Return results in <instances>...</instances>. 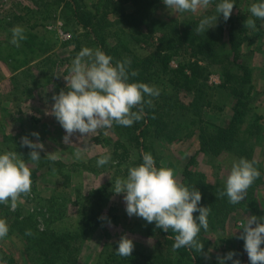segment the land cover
<instances>
[{
  "label": "rangeland",
  "instance_id": "obj_1",
  "mask_svg": "<svg viewBox=\"0 0 264 264\" xmlns=\"http://www.w3.org/2000/svg\"><path fill=\"white\" fill-rule=\"evenodd\" d=\"M64 1L0 0V154L12 151L15 146L19 147V151H27L28 147L21 146V138L27 136L35 141L36 137L31 133H39V141L45 146L39 162H32L22 154L32 170L33 183L31 193L21 195L18 199L17 208L24 215H32L37 231L50 229L54 240L59 235L64 236L60 239L62 243L59 249L63 259L58 264H103L105 255L118 248L122 235L127 234L133 239L138 250L148 252L153 244V240L143 233L148 223L136 216L129 217L123 194L117 195L112 191L116 178H126L128 169L141 162L134 155L122 163L115 159L113 143L117 137L114 133L116 124L85 137L76 133L70 138V143H64L65 130L51 114L54 103L52 97L59 94L61 89L67 90L63 77L69 74L72 61L84 47L103 50L107 44L120 43L147 61L150 52L156 48L157 37L161 35L165 47L171 43L178 49L169 60L170 67H176L179 62L193 61L194 48L187 42L180 43L185 23L197 22L194 27L196 30L205 16L218 14L213 3L207 9L202 8L195 13H181L168 9L163 0H142L144 8L148 13L151 12L148 24L151 29H147L144 24L138 23V18L145 20L142 19L145 16L141 17L140 10L131 4H121L119 0H77L86 7V11L96 13V26L84 28L64 6ZM253 1L245 0L246 3L234 9L233 14H243L247 20L245 5ZM99 2L101 4L96 9L95 5ZM125 13H129L131 21L124 17ZM221 15L216 25L208 29L218 44L219 54L229 43L227 27L222 23ZM8 21L12 23L8 25ZM236 23L238 25V21ZM261 24L264 28V21ZM17 25L27 31L29 42L13 47L11 29ZM107 31L113 35L104 36L105 43L102 45L98 37ZM9 44L13 49L8 48ZM123 45L121 47H125ZM242 49L244 61L252 68L255 93L250 96L248 116L240 125L246 129L250 127L252 135L241 131V137L248 148L253 149V159L260 166L262 184L256 186L253 192L256 206L241 205L229 212L221 229L206 232L211 240L206 262L210 259L218 263V257L222 258L228 253L226 247L231 245L221 242L220 237L233 241L235 245L231 248L236 253L233 259L245 262L248 255L237 238L241 234L239 224L246 221L248 216L255 215L254 212L258 213L259 209L264 210V34L255 36L254 40H246ZM6 53H10L11 57L6 56ZM27 59L30 61L21 65V61ZM198 63L207 66L209 72L205 91L213 101V109L204 106V94L203 99L198 96L195 100L194 97L195 101L188 105L192 96L173 91L167 85L168 73H160L157 61L149 68L148 84L160 89L158 97L149 99L165 113V122L168 121V129L172 134V140L167 142L154 139L157 153L160 154L157 167L174 169L179 183L182 171L187 167L202 172L208 182L218 180L225 185L236 159L231 155L210 157L198 152V129L200 126L224 125L231 117L233 95L229 90L215 87L220 83L219 69L231 67V58H224L223 64L203 60ZM172 101L188 106L172 108ZM77 148L83 152L81 159L75 156ZM47 153L55 154L58 158L52 161L48 159ZM105 154H110L111 160L104 166H98L97 160ZM194 154L195 160L187 166L190 156ZM244 200H247V195ZM256 216L261 217L258 214ZM0 219L4 218L0 215ZM0 246L14 257L15 264H38L26 249L25 238L17 230L0 239ZM225 264H232V261L226 260Z\"/></svg>",
  "mask_w": 264,
  "mask_h": 264
},
{
  "label": "clouds",
  "instance_id": "obj_2",
  "mask_svg": "<svg viewBox=\"0 0 264 264\" xmlns=\"http://www.w3.org/2000/svg\"><path fill=\"white\" fill-rule=\"evenodd\" d=\"M168 9L177 12L195 13L199 9H207L212 0H163ZM234 0H221L216 5L218 15L205 16L196 28L198 33H205L214 27L218 17L222 14L227 21L234 8ZM251 16L264 20V0L254 3L249 9ZM245 27L255 30V19L248 18ZM11 43L17 47L20 41L26 39L25 29L14 26ZM113 57L105 54L99 48L93 50L82 48L72 61L69 74L64 78L66 88L59 94H54L51 114L65 130L64 143H70V138L79 133L85 137L89 133L111 128L113 124L130 127L134 122L144 118L145 105L152 106V99L158 97L160 89L143 82H130L138 72L130 70L131 59L112 63ZM137 109V110H133ZM35 141L27 136L21 138V146H26L29 152L28 160L39 162L44 144L39 141V133L33 132ZM48 159L55 161V154L47 153ZM77 159L83 157L80 148L76 149ZM143 162L128 169L126 178H116L113 192L123 194L126 213L129 217L136 216L147 223L155 222L157 229L168 232L171 229L177 233L174 237L173 249L187 247L202 253L204 244L197 237L203 228H209L208 216L210 206H200L202 194L194 187L189 188L179 183L174 175L175 170L166 167H157L151 153L142 154ZM111 160L110 154H105L97 160L98 166H104ZM255 160L240 158L233 161L230 174L225 182V190L217 193L218 197L228 198V202L235 205L245 199L247 190L260 177V171L255 167ZM32 170L23 159L22 154L15 151H5L0 154V204L8 205L11 210L17 208V201L21 195L31 193ZM199 213L194 217V213ZM239 229H243L237 237L244 241V250L250 264H264V217L248 216L241 221ZM9 226L5 219H0V239L7 236ZM26 235H32L26 230ZM135 248L133 239L127 234L118 241L116 252L119 256L129 257ZM235 252L230 251L224 257H218L219 264L231 260L232 264H241L239 259H233ZM206 258H208L206 256ZM3 264V262H0Z\"/></svg>",
  "mask_w": 264,
  "mask_h": 264
},
{
  "label": "trees",
  "instance_id": "obj_3",
  "mask_svg": "<svg viewBox=\"0 0 264 264\" xmlns=\"http://www.w3.org/2000/svg\"><path fill=\"white\" fill-rule=\"evenodd\" d=\"M121 4H131L140 10V16H145L140 20L138 18V23L144 24L147 29L149 27V15L148 10L144 8V2L142 0H119ZM221 0H212V3L217 5ZM262 0H254L247 6V16L248 18L255 19L256 28L255 30L245 27V16L238 14H231L227 21H224L223 15H221L222 23L227 27L228 31V45L223 49V53L219 54L218 44L213 39V34L210 30L205 33H198L194 27L196 23H185L184 28L181 31L180 43L187 42L194 49L192 51L195 60L185 61L183 63H177L176 67H170L169 60L176 54L178 49L174 48L173 44H168L167 47L164 46V37L159 36L158 42L156 43V48L154 51L150 52L148 55V60L144 61L139 56H137L132 50L123 44L117 43L114 45L107 44L103 47V52L107 55L113 57L112 63L115 64L116 61H122L124 58L131 59L130 70H135L138 72L136 77H131L130 82H143L149 83L150 81V71L149 68L156 61L158 62V67L160 68V73H168L167 85L172 88L173 91H182L187 95H191V101L188 105L192 104L196 98L199 96L203 99V94L205 96V105L213 109V101L211 97H208V92L205 91L207 87V66L201 65L199 61H206L207 63L213 64H223L224 58H231V67H221L219 69L220 83L215 85V87H220L229 90L230 94L233 96V103L231 106L232 114L229 121L224 125H215L214 127H199L198 129V141L199 148L198 152H202L207 156H220V155H231L234 159L239 160L240 158H246L248 160L253 159V149L248 148V144L242 141L241 134L245 132L246 134L252 135V130L250 127L243 128L240 127L244 123L245 118L248 116L247 113L250 111L248 107L249 100L251 99V94L255 93V86L252 81V68L246 61H244L243 56V44L246 40H254L255 36H263L264 28L262 27V22L264 20L257 19L251 16L249 11L250 6L254 3H260ZM234 9H239L245 0H234ZM101 3L95 5L96 9ZM64 6L67 7L70 12L76 17L77 21L84 27L89 28L90 26L95 27L96 24L94 20L96 18V13L88 12L85 10V6L77 0H65ZM120 8V7H119ZM54 10V9H53ZM50 11V10H49ZM53 12V11H52ZM129 13H125L124 17L128 18ZM17 19L22 17H16ZM43 18H48V16H43ZM132 18H128L131 21ZM238 21V25L237 22ZM241 21V22H240ZM12 22L8 21V25ZM129 23V22H128ZM190 24H192L190 26ZM137 27V26H136ZM136 32L137 30L134 29ZM138 32V31H137ZM28 33L25 30L24 35ZM111 31H107L98 37L99 43L104 45V36H112ZM12 37V36H11ZM7 40V39H6ZM28 39L21 40L20 43L23 45L28 44ZM10 45V44H9ZM121 45L125 47H121ZM13 47H17L12 45ZM11 45L8 47L13 49ZM78 47V46H76ZM39 50V47L37 51ZM43 51V49H41ZM36 51V52H37ZM34 53L35 55L37 53ZM6 56L11 57L10 53H6ZM29 59L21 61V65L25 64ZM230 59H228V62ZM228 92V93H229ZM170 93V91H169ZM168 96V93H167ZM195 97V100H193ZM170 99V95L168 96ZM149 99V97H145ZM172 103V108L182 109L185 106L183 103ZM178 103V104H177ZM137 110V109H133ZM145 116L142 120L134 122L130 127H120L115 125L114 133L116 134V139L113 143V155L118 163L126 161L130 155L137 156L138 160L142 163V154L145 152L151 153L155 159L156 166H158V154L157 147L155 145L154 139H162V141L172 140L171 130L168 129V121L165 122V113L161 108L157 107L156 103L152 102V106L145 105L144 107ZM251 130V131H250ZM243 131V132H241ZM19 147L15 146L12 151L18 154H23L26 159L29 158L28 154L30 152L29 148L19 151ZM43 156V155H42ZM195 160V154L190 156L188 165ZM255 167L260 166L256 163ZM202 173V172H201ZM193 171L192 169H187V167L182 171L181 184L190 188L194 187L199 190L202 194V200L200 206H210L211 211L208 216L209 230H219L222 227V222L225 220L229 212L236 210L241 205H249L250 207L256 206L254 202L253 192L255 187L260 186V178L256 179L255 182L247 190V200H242L238 204H231L228 202V198L218 197L217 193L225 190V185L220 181L214 183L208 182L205 175L202 173ZM261 174V171H260ZM258 206V205H257ZM254 212V211H253ZM255 215L264 217V210H258L254 212ZM263 214V215H262ZM0 215L6 220L9 226L8 234H11L14 230H17L25 238V246L29 253L33 255L38 264H58L62 261L63 255H60V244L62 241V235L52 239V231L48 229L44 232H39L35 228V220L32 215H24L21 209L10 210L9 204H0ZM194 217L198 216L199 213H194ZM31 230L32 235H26V230ZM203 228L197 237V239L204 244L203 252L199 253L193 249L187 247H182L180 249H173V244L175 242L174 237L177 233L169 229L168 232H164L161 229H157L155 222L148 223L144 229V234L147 238L153 240V244L150 245L148 252L144 250H138L134 248V251L129 257L119 256L116 249L108 252L104 257L103 264H219V262H213L210 259L206 262L205 256L206 252L209 251V246L211 245V240L206 236V232ZM243 229H241V232ZM68 238L70 236H67ZM221 242L231 245L226 247L227 252L232 251L231 247H234L235 243L229 239H224L220 237ZM244 245V241L239 239ZM264 247V245H261ZM0 261L5 264H15V259L13 256L7 254L3 247L0 246ZM67 261V260H66ZM205 261V262H204ZM241 261V259H240ZM241 264H250L249 259L245 262L241 261Z\"/></svg>",
  "mask_w": 264,
  "mask_h": 264
}]
</instances>
